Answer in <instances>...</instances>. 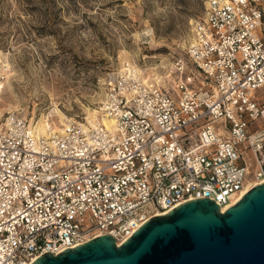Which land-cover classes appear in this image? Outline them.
<instances>
[{"label":"built area","instance_id":"built-area-1","mask_svg":"<svg viewBox=\"0 0 264 264\" xmlns=\"http://www.w3.org/2000/svg\"><path fill=\"white\" fill-rule=\"evenodd\" d=\"M104 83L94 120L0 121V264L105 234L119 245L198 197L223 212L264 179V0H205L166 77L124 61Z\"/></svg>","mask_w":264,"mask_h":264},{"label":"rangeland","instance_id":"rangeland-1","mask_svg":"<svg viewBox=\"0 0 264 264\" xmlns=\"http://www.w3.org/2000/svg\"><path fill=\"white\" fill-rule=\"evenodd\" d=\"M204 1L0 0V121L11 111L57 128L96 119L104 78L122 62L168 75Z\"/></svg>","mask_w":264,"mask_h":264},{"label":"water","instance_id":"water-1","mask_svg":"<svg viewBox=\"0 0 264 264\" xmlns=\"http://www.w3.org/2000/svg\"><path fill=\"white\" fill-rule=\"evenodd\" d=\"M30 264H264V182L223 212L198 197L149 218L119 245L99 235Z\"/></svg>","mask_w":264,"mask_h":264},{"label":"bare ground","instance_id":"bare-ground-1","mask_svg":"<svg viewBox=\"0 0 264 264\" xmlns=\"http://www.w3.org/2000/svg\"><path fill=\"white\" fill-rule=\"evenodd\" d=\"M147 34V33H146ZM133 63V62H132ZM5 67V70L7 71V66H4ZM147 78H155L156 80H159L157 77H153V74L152 75H148L147 74ZM86 119H88V118H86ZM89 120V119H88ZM49 121V120H48ZM91 121V120H90ZM101 121H102V123L106 126V127H110V125L112 124V121L110 120V119H108V118H106V117H102L101 118ZM33 124V123H32ZM52 125V130L53 131H57V132H61L62 130H63V124H65V122H62V124L60 125V127H58L57 128V126H56V124H54V122H47L45 125H38L37 123L36 124H34L35 126V129H37L38 131H40V132H44L45 130H46V128L49 126V125ZM262 182H264V179L263 180H261L260 182H258V181H251V180H248L247 182H246V184L244 185V187L242 188V190L238 193V195L235 197V199L233 200V202L235 203V202H237L238 201V199H239V197H240V195H242V194H244L248 189H250L252 186H254L255 184H259V183H262Z\"/></svg>","mask_w":264,"mask_h":264}]
</instances>
